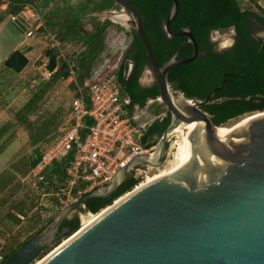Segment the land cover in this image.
I'll return each instance as SVG.
<instances>
[{
  "label": "water",
  "instance_id": "95a60500",
  "mask_svg": "<svg viewBox=\"0 0 264 264\" xmlns=\"http://www.w3.org/2000/svg\"><path fill=\"white\" fill-rule=\"evenodd\" d=\"M113 1L132 16L170 123L151 152L132 157L107 184L63 206L4 264H29L64 236L66 241L39 264H264V110L215 134L216 126L200 107L224 86L226 73L203 99L186 98L168 81L171 68L192 61L199 52L187 25L171 30L178 0H172L164 29L168 36L185 37L192 53L179 59L176 52L161 66L138 9L128 0ZM193 123L202 130H187L183 166L134 186L84 228L69 235L68 228L60 229L86 199L116 192L132 168L162 166L173 129Z\"/></svg>",
  "mask_w": 264,
  "mask_h": 264
},
{
  "label": "trees",
  "instance_id": "16d2710c",
  "mask_svg": "<svg viewBox=\"0 0 264 264\" xmlns=\"http://www.w3.org/2000/svg\"><path fill=\"white\" fill-rule=\"evenodd\" d=\"M66 1L70 0H7L6 11L14 13L23 6L30 5L39 12L46 27L53 31L60 40L61 48L65 52L64 57H60L58 49L46 48L47 68L52 71L51 76L69 77L67 60L73 59L76 79L82 81L96 64H94L96 57L103 50L104 35L112 25L110 19L100 21L96 13L113 9L115 3L113 0H83L76 4L69 3L63 7L65 12L53 21L50 16L54 11L59 10L60 3ZM128 1L138 9L142 16L145 34L160 66L176 52L179 59L191 55L192 46L185 42V37L168 36L164 29V21L172 0ZM2 3L4 1L0 0V4ZM38 3L41 9L37 6ZM178 3V12L171 21V30L179 32L187 25L197 42L199 52L192 61L169 70V84L183 93L186 98L203 99L211 89L223 82L222 75L226 73L224 86L216 90L211 100L200 107L208 113L211 124L216 127L244 114L263 111L264 38L254 35L252 25L255 22L264 26V10L260 7L258 11L247 7L243 0H178ZM84 21L91 26V32L87 33L82 29L81 25ZM227 29L233 30L234 43L227 49L217 51L210 40V33ZM126 33L130 35L131 42L123 54L132 63V68L129 70L127 65H121L120 60L113 72L120 97L127 99L128 107L132 109L134 105L143 106L148 98L158 97V88L155 84L145 88L138 84V78L143 69L149 67V61L135 30L132 29ZM78 44H81L83 48L77 53H70L69 49H74ZM27 61L20 50H14L5 59L4 65L19 72L26 66ZM56 63L59 64L58 67ZM72 85L74 89V83ZM163 113L158 109L153 116L160 117ZM170 120L171 114H167L148 124L144 129L142 142L146 143V146L154 144L155 139H159L169 125ZM86 122L90 123L89 120ZM66 158L55 160L47 167L49 170V173H45L47 183L42 190L51 194L43 197V205H58L53 195L57 190L55 182L63 180ZM39 159V157L35 158L31 166L34 167ZM137 184L138 180L130 176L111 196L86 199L83 207L88 212L97 213ZM78 189H83V187L75 186V194ZM44 210L48 209L44 208ZM11 217L14 222L19 220L15 215L11 214ZM52 217H49L36 232L49 223ZM64 228L69 229L68 235L75 232L79 228V218L75 216L65 219L60 226V229ZM30 237L7 253L1 251L0 264H4L11 258Z\"/></svg>",
  "mask_w": 264,
  "mask_h": 264
},
{
  "label": "built area",
  "instance_id": "2783aa9c",
  "mask_svg": "<svg viewBox=\"0 0 264 264\" xmlns=\"http://www.w3.org/2000/svg\"><path fill=\"white\" fill-rule=\"evenodd\" d=\"M9 20L26 38H37L45 42L47 47L58 49L59 56L64 57L60 40L46 27L41 14L32 6H23L9 14ZM120 34L122 41H125L126 31L121 30ZM122 41L110 40L108 54L90 69L82 81L76 79L74 60H67L75 94L70 102L69 120L62 129V135L42 154L30 171L33 177L30 186L35 192H40L41 198L51 194L43 191L42 187L47 183L44 169L52 161L70 155L64 161L63 180L53 194L58 204L65 206L73 202L76 195L107 184L132 157L154 149V144L146 146L142 142L144 129L149 123L141 124L137 121L138 116L128 107L129 101L119 95L113 70L107 69L112 57L118 51L123 53L126 50L128 44L123 45ZM47 63L48 56H44L39 68L41 74L49 78L52 71L47 68ZM141 167L148 166H136L132 170ZM21 183L25 185L26 179L21 178ZM77 185L83 189H78L75 194L74 188ZM18 218L23 219L24 216L18 215ZM1 259L0 253V262Z\"/></svg>",
  "mask_w": 264,
  "mask_h": 264
},
{
  "label": "crops",
  "instance_id": "0c3cea01",
  "mask_svg": "<svg viewBox=\"0 0 264 264\" xmlns=\"http://www.w3.org/2000/svg\"><path fill=\"white\" fill-rule=\"evenodd\" d=\"M243 3L247 7L253 9L260 7L264 10V0H243ZM3 7L5 9L0 8V235L4 232L9 233L10 228L14 226L18 228L22 223L18 220L20 223L17 225L18 221L14 222L11 214L17 217L23 215L21 200L25 198L24 191H30V196L37 198L40 196V192H35L30 186L33 179L30 173L33 169L32 161L37 157L41 158V144L55 137L62 127L61 119L59 120L56 115L59 109L53 108L52 101L49 106L42 105L47 88H51L52 76L42 77L40 60L28 55L29 52L35 51L34 44L31 43L35 38H26L22 31L9 21L11 12L6 11L7 4ZM14 50H20L28 60L26 66L19 72L4 65L5 59ZM27 91L31 94L28 95ZM51 92L52 90H49V93ZM72 98L68 99V113ZM42 107H47L48 114L41 120L39 114ZM49 122V127L43 130L42 124ZM47 167L44 173H49ZM21 178L26 179L23 186ZM25 187L27 189L23 190ZM37 198L32 199L37 201ZM37 207L34 205L32 210ZM37 221L40 223L39 219ZM37 229H34L32 234ZM3 247L4 245L0 243V252Z\"/></svg>",
  "mask_w": 264,
  "mask_h": 264
},
{
  "label": "rangeland",
  "instance_id": "374dc122",
  "mask_svg": "<svg viewBox=\"0 0 264 264\" xmlns=\"http://www.w3.org/2000/svg\"><path fill=\"white\" fill-rule=\"evenodd\" d=\"M5 1H7V0H5ZM5 1H4V3L0 4L1 9H5V7H3V5L7 4ZM79 1H83V0H70V1L60 3L59 10L54 11L52 13V15L50 16V18L53 21L57 20V18L59 16H61L63 12H65L63 7H65L66 4H69V3L76 4ZM38 5H39V3L37 4V6ZM38 7L40 8V6H38ZM255 10L258 11V7H256ZM114 13L123 17L126 23L124 22L125 23L124 24L120 20L113 18L112 15ZM96 16H98L100 21L105 20V19H110L112 21V25L109 26V28L107 29V31L104 35L103 50L96 57L94 64L97 63L103 56L108 54V43L110 40L114 39V42L122 41L121 38H123V37L120 34V31L121 30L126 31L125 29H129L132 27V25H131L132 16L117 4L114 5L113 9L96 13ZM81 27L83 30H85V32H87V33L91 32V26L87 22L84 21V24L82 23ZM252 27H253V33L255 36L264 38V26H261L259 23L254 22ZM121 28H123V29H121ZM232 37H233V30L232 29H227V30H223V31H212L210 33V40L214 43V47L217 51L227 49L229 46H231L232 39H233ZM125 38H126L125 41L124 40L122 41L123 45H125L124 43L128 44L130 42V39H131V37L128 33H126ZM31 43L34 44L33 48H35V51L29 52L28 55L32 56V57L34 56V59L38 58V60H40V63H41V59H43L45 55H48L46 53L47 45L45 44V42L38 40L37 38L32 40ZM82 48H83L82 45L78 44L74 47V49L73 48H71L72 50L69 49L70 50L69 52L70 53L71 52L77 53ZM122 57H123V53L120 50V51H118L117 54H115L112 57L110 65L108 66L107 69L108 70H114L116 68V66L118 65V63L120 62V60L122 59ZM58 66H59V64L56 63V67H58ZM41 76L44 77V75H41ZM139 80L141 81V83H143V86H151L154 84L153 74L148 67L144 68V70L140 74ZM51 84H52L51 88H47V90H46V94H45L46 97H45L42 105L47 104L49 106L50 102L52 101V104H54L53 108L57 107V110L59 109V111L56 115L59 118V120L61 119L60 123H61L62 127H61L60 131L57 132L55 137H53L51 140H49L47 142H43L41 144L40 148H42L41 149L42 154H44V152H46V150L52 145V143L59 136L62 135V133H63L62 129L67 126V121H68V116H69V113H68V111H69L68 101L69 100L68 99L69 98L71 99V97H74V89L72 87L73 82H72L70 76L66 77V78H63L61 75L56 76V77L54 76V77H52V83ZM49 90H52V92L49 93ZM26 93L28 95L31 94L30 91H27ZM27 100H28V98L25 100V102H27ZM47 107H42V109H40L41 113L39 114V117L41 118V120L47 117V114H48L47 113L48 110L46 111ZM158 109L165 112L166 107L163 104H156L155 102H152V100L148 99L145 101L144 105L141 108L133 107L131 110L133 111V113H135L138 116L136 118L137 121L141 124H144V123H149L153 119H155V116H153V114L157 113ZM255 113H257V112L247 113V114H244L240 117L230 119L226 123H224L223 125H227V126L231 125V124L239 121L243 117H245L247 115H252ZM56 115H55V117H56ZM49 125H50V122L47 124H42L43 130L45 128L49 127ZM176 139H178V138L175 137L174 135L171 136L170 141L167 144L166 158H165V161L163 162L162 166H160L158 168L141 167L137 170H131L130 171L131 176H133V178L139 180L138 184L146 182L149 178L153 177L156 173H158V171L166 169V167L168 166L169 160L172 158L171 155L173 153V148L171 147V144H172V141H176ZM158 140L159 139H155L154 145L157 143ZM55 183H56V185H58L60 183V181L56 180ZM138 184L136 186H138ZM26 187L23 190H26L27 189ZM24 193H25V198L23 200H21V203L23 204L24 212L22 214L24 215V218L23 219L18 218L19 221H22V223H20L18 221L17 225L20 223L18 228H16V226H14V227L10 228L9 233L4 232L2 235H0V238H1L0 243H2L4 245V247L2 248V251H5L6 253L9 252L11 249L17 247L21 242H23L25 239L30 237L32 232L34 231V229H37V227L44 224L45 221L49 217L54 216L58 212L57 208L60 206L59 204L58 205H54V204L43 205L44 204V198H41V196H38V198H37V196H32V195L30 196V191H27V190L24 191ZM125 193H123V194H125ZM78 197H76V198H78ZM32 198L33 199L37 198V201H34ZM115 200H113L112 202H114ZM33 204L38 206L37 209L32 210V207L34 206ZM44 206H47V207H44ZM62 207L63 206H60L59 210ZM41 208H43V209H41ZM44 208H46L48 210L45 211ZM89 213L90 212L86 211L84 207H78L73 213H71V217L77 216L79 218V227H80L81 214L88 216ZM37 219L40 220V223L37 221ZM38 223H39V225H38ZM29 233H31V234H29ZM66 238H67V236L57 238L50 246H48L38 257H36L29 264H35V262L37 260L42 259L51 250H53L58 244H60L63 241V239H66Z\"/></svg>",
  "mask_w": 264,
  "mask_h": 264
},
{
  "label": "bare ground",
  "instance_id": "6f19581e",
  "mask_svg": "<svg viewBox=\"0 0 264 264\" xmlns=\"http://www.w3.org/2000/svg\"><path fill=\"white\" fill-rule=\"evenodd\" d=\"M112 16H113V18H115L117 20H120L123 23L125 22L124 18L121 17L120 15H117V14L114 13ZM256 114H258V112L255 113V114H252V115H247V116L243 117L242 119H240L239 121H237V122H235V123H233L231 125H228V126L227 125L217 126V127L214 128V132H215V134H222V133L226 132L227 130H229L230 128L234 127L235 125L243 122L244 120H247V119L255 116ZM187 130H200L201 131L202 129L199 126L195 125V123L186 125L185 127L183 125L176 126L175 129H173L172 134L175 137H177L178 139H176V141H172L171 147L173 148V153L171 155L172 158L169 160L168 166L166 167V169L158 171V173H156L153 177L149 178L146 182H148L150 180H153L154 178H157L159 176H162V175L168 174L170 172H173V171L177 170L178 168H180L181 166L184 165V155H185L184 145H185ZM144 183H141L140 185H142ZM140 185H138V186H140ZM118 199H116L115 202ZM105 209L106 208H102L97 213H91L90 212L88 216L84 215V214H81L80 228H84L85 226L90 224L92 221H94ZM66 239H63V241L61 243L65 242ZM56 248H57V246L54 249H56ZM41 260L42 259L37 260L35 262V264H39V262H41Z\"/></svg>",
  "mask_w": 264,
  "mask_h": 264
},
{
  "label": "flooded vegetation",
  "instance_id": "af4514ba",
  "mask_svg": "<svg viewBox=\"0 0 264 264\" xmlns=\"http://www.w3.org/2000/svg\"><path fill=\"white\" fill-rule=\"evenodd\" d=\"M133 29V27H131V28H129V29H125L126 31H130V30H132ZM233 39H232V44L234 43V32H233V37H232ZM130 42H131V39H130ZM129 42V43H130ZM129 43H128V45H129ZM123 60V62H122V64L121 65H127L128 66V69L130 70L131 68H132V63H130L128 60H127V58H126V56L123 54V57H122V59H121V61ZM149 68V67H148ZM144 70V69H143ZM142 73V72H141ZM140 77V76H139ZM138 84L140 85V87H142V88H145V87H148V86H143V83H141V81L139 80V78H138ZM154 84H155V80H154ZM153 84V85H154ZM156 85V84H155ZM152 86V85H151ZM174 88V87H173ZM148 99H150V98H148ZM147 99V100H148ZM150 100H152V102H155L156 104H163L159 99H157V97L156 98H152V99H150ZM164 105V104H163ZM166 107V106H165ZM167 114H170V112H169V110L166 108V110H165V112L162 114V115H160V117L159 116H155V119H153L151 122H149V124L150 123H152L154 120H156L157 118L159 119H161L162 117H165ZM131 176V172L129 173V177ZM128 177V178H129ZM127 178V179H128ZM126 179V180H127ZM125 180V181H126ZM124 181V182H125ZM123 182V183H124Z\"/></svg>",
  "mask_w": 264,
  "mask_h": 264
}]
</instances>
